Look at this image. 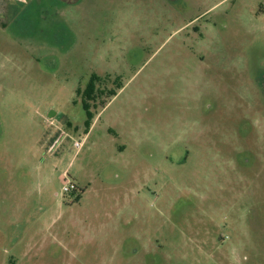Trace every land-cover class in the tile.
Here are the masks:
<instances>
[{"label":"rangeland","instance_id":"1","mask_svg":"<svg viewBox=\"0 0 264 264\" xmlns=\"http://www.w3.org/2000/svg\"><path fill=\"white\" fill-rule=\"evenodd\" d=\"M0 264H264V0H0Z\"/></svg>","mask_w":264,"mask_h":264},{"label":"trees","instance_id":"2","mask_svg":"<svg viewBox=\"0 0 264 264\" xmlns=\"http://www.w3.org/2000/svg\"><path fill=\"white\" fill-rule=\"evenodd\" d=\"M27 2H21L20 4L21 5H24V4H26ZM11 6H13L14 7V5L12 4ZM92 87V88H91ZM105 89L104 90H102V89H94V86L93 85H89V88H88V90H87V92H89V95L90 96H93L95 93L97 94H101V93H105ZM108 92V97L110 96V95H114L115 93H113L112 91H107ZM88 99H89V97H88ZM79 191H82L79 187H78V185L77 184H75V190H73V191H71L70 193H76V192H79Z\"/></svg>","mask_w":264,"mask_h":264},{"label":"built area","instance_id":"3","mask_svg":"<svg viewBox=\"0 0 264 264\" xmlns=\"http://www.w3.org/2000/svg\"><path fill=\"white\" fill-rule=\"evenodd\" d=\"M73 145L76 148H80L82 146V142L81 141H74L73 142ZM73 190H75V183H73L71 181H68L67 179H64L63 180V186H62L61 192L63 194H65V193H70Z\"/></svg>","mask_w":264,"mask_h":264},{"label":"water","instance_id":"4","mask_svg":"<svg viewBox=\"0 0 264 264\" xmlns=\"http://www.w3.org/2000/svg\"><path fill=\"white\" fill-rule=\"evenodd\" d=\"M48 118H51V115L50 114L48 115Z\"/></svg>","mask_w":264,"mask_h":264},{"label":"flooded vegetation","instance_id":"5","mask_svg":"<svg viewBox=\"0 0 264 264\" xmlns=\"http://www.w3.org/2000/svg\"><path fill=\"white\" fill-rule=\"evenodd\" d=\"M61 1H68V0H61Z\"/></svg>","mask_w":264,"mask_h":264}]
</instances>
